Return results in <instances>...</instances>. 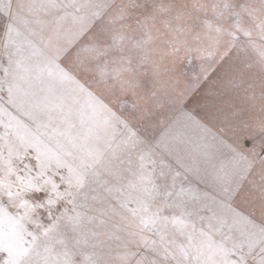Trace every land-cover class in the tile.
<instances>
[{
    "label": "rangeland",
    "instance_id": "obj_1",
    "mask_svg": "<svg viewBox=\"0 0 264 264\" xmlns=\"http://www.w3.org/2000/svg\"><path fill=\"white\" fill-rule=\"evenodd\" d=\"M0 22V261L264 264V0H0ZM26 148L64 176L54 226L6 196Z\"/></svg>",
    "mask_w": 264,
    "mask_h": 264
},
{
    "label": "snow or ice",
    "instance_id": "obj_2",
    "mask_svg": "<svg viewBox=\"0 0 264 264\" xmlns=\"http://www.w3.org/2000/svg\"><path fill=\"white\" fill-rule=\"evenodd\" d=\"M4 27V23L0 22V30H3ZM47 73L49 77L54 76V69L51 65L47 66ZM32 103L34 107L47 112L49 116L51 115V112L56 109H59L61 112L63 111L62 97H59L54 91H52L50 86L40 78H37ZM2 127L3 126L0 125V128ZM0 139H3V137H0ZM24 151L26 155L20 157L21 167L14 174H12V178L20 183L27 180L29 192L22 194L19 187L9 188L6 190V196L9 200H11L14 196L22 197L20 201L21 209L25 208L27 204H31L42 213L41 223H43L44 220H47L48 225L54 226L55 223L59 221L60 214L65 213V209L61 207L60 203H58V201L62 199V197L58 194L64 192L66 187V184H61L58 181L64 180V176L60 172L54 173L53 165L43 161L36 149L26 148ZM5 154V151H0V156ZM29 159L35 161V166L27 162ZM64 169H67V165L64 166ZM68 196L70 197L71 194L68 193ZM29 197H31V199H29ZM45 202L48 204L49 209L55 208L57 210L55 215L52 211L44 208ZM71 211L72 210L70 209L69 212ZM23 215L24 213L22 212L20 218L21 221L23 220ZM20 227L26 228V225L21 223ZM51 230V227H48L44 229V232L47 234ZM3 231L4 223L3 220L0 219V247H3ZM33 235V233L29 232L27 239H25L21 233L19 246L23 249H27L28 241L33 238ZM228 255L230 254L226 252L225 256ZM3 256L4 259L0 261V264H32V261L27 259H21L19 262L11 261L7 258L9 256L8 252H4ZM224 264H228V261L225 260Z\"/></svg>",
    "mask_w": 264,
    "mask_h": 264
}]
</instances>
